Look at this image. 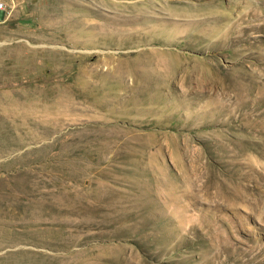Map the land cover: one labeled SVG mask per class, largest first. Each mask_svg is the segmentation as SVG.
Returning a JSON list of instances; mask_svg holds the SVG:
<instances>
[{"label":"rangeland","instance_id":"1","mask_svg":"<svg viewBox=\"0 0 264 264\" xmlns=\"http://www.w3.org/2000/svg\"><path fill=\"white\" fill-rule=\"evenodd\" d=\"M70 1L3 0L0 264H264V0Z\"/></svg>","mask_w":264,"mask_h":264},{"label":"bare ground","instance_id":"2","mask_svg":"<svg viewBox=\"0 0 264 264\" xmlns=\"http://www.w3.org/2000/svg\"><path fill=\"white\" fill-rule=\"evenodd\" d=\"M49 1L52 2L55 7L53 10L40 13L38 20L39 29L51 30L57 25L66 27L68 25L74 26V24L77 27L87 29H96L99 27L111 28V26H107V24H99L94 22L93 20H84L83 22H80L83 18H86L88 16L87 12L80 10L76 3L71 2L70 0ZM58 16L62 19L57 20L56 18Z\"/></svg>","mask_w":264,"mask_h":264},{"label":"built area","instance_id":"3","mask_svg":"<svg viewBox=\"0 0 264 264\" xmlns=\"http://www.w3.org/2000/svg\"><path fill=\"white\" fill-rule=\"evenodd\" d=\"M4 11V2L3 0H0V13Z\"/></svg>","mask_w":264,"mask_h":264}]
</instances>
